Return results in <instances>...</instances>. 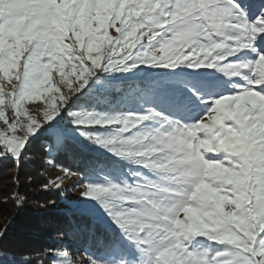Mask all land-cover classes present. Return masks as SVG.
<instances>
[{
	"label": "snow or ice",
	"instance_id": "1",
	"mask_svg": "<svg viewBox=\"0 0 264 264\" xmlns=\"http://www.w3.org/2000/svg\"><path fill=\"white\" fill-rule=\"evenodd\" d=\"M34 145L92 243L34 261L5 226L0 264H264V0H0L17 181Z\"/></svg>",
	"mask_w": 264,
	"mask_h": 264
},
{
	"label": "rangeland",
	"instance_id": "2",
	"mask_svg": "<svg viewBox=\"0 0 264 264\" xmlns=\"http://www.w3.org/2000/svg\"><path fill=\"white\" fill-rule=\"evenodd\" d=\"M252 2L258 3L259 0H252ZM38 148V145L33 146L32 154L35 159L20 167L18 181L15 179L17 170L11 161L12 164L9 165L4 177L0 179V205L3 201L8 200V197L15 203V209L10 212L0 207V226L8 227L7 238L2 243L8 249H23L25 254H31L35 261L38 257L33 249L38 245V242L34 238L45 236L49 238V243H54L51 244L52 246H42L43 248L41 247L38 253H43L46 257L47 250L53 247V249L67 251L74 262L78 261L84 255L83 249L86 248L79 241L80 239L75 240L74 234H72L79 219L75 211V202L79 198L80 189L71 188L75 179L73 178L66 179L65 188L69 189L67 191L45 190L42 185L62 173L59 168L49 167L43 162L38 154ZM68 159L62 161L60 158L58 163L71 164V158ZM35 175H39L40 178H32ZM14 193L25 198L19 206L12 198ZM55 211L62 212L69 218L74 217L76 219L74 228L68 225L70 222L66 221L61 224V228L54 227L47 217L53 216ZM6 214L8 217L4 216ZM75 231L81 234V232ZM63 233H68V235L65 236ZM43 264H50V261L44 258Z\"/></svg>",
	"mask_w": 264,
	"mask_h": 264
},
{
	"label": "trees",
	"instance_id": "3",
	"mask_svg": "<svg viewBox=\"0 0 264 264\" xmlns=\"http://www.w3.org/2000/svg\"><path fill=\"white\" fill-rule=\"evenodd\" d=\"M67 159H68V157H61L62 161H65ZM11 164L12 163L10 161L0 163V179L4 177L5 172H7V169L9 168V165H11ZM21 170H23V169H21ZM32 178H40V177H39V175H35V177H32ZM7 201H8L7 203H4V201H3L0 205V207L4 210H7L8 212H10V210L15 209V203L9 197H8ZM4 216L8 217V214H6ZM47 219L57 229L61 228V224L64 223L65 221L67 223L70 222L68 225L72 226V228H74L73 225L76 222V219L74 217L69 218L68 215H65L59 211H55V213H53V216H49V217H47ZM3 227L4 226H0V229H2ZM75 230H76V228H75ZM75 230H74V233H72V231H71V233L74 234L73 236H74L75 240L80 239L79 241H81L84 244V246L89 247L92 243L90 238L84 233H81V234L77 233ZM29 235L31 236V234H29ZM34 239L36 240V242H38L37 243L38 245L35 247V249H33L34 250L33 252H35V253H38L42 246H50L51 244L54 243V242L49 243V238H47L45 236L44 237L43 236H37V238H34ZM50 249H53V247H50Z\"/></svg>",
	"mask_w": 264,
	"mask_h": 264
}]
</instances>
